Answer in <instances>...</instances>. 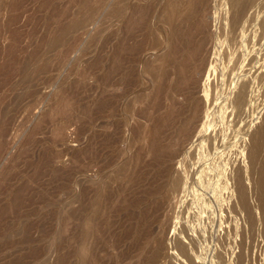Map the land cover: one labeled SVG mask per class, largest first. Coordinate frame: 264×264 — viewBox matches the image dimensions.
<instances>
[{
    "label": "rangeland",
    "instance_id": "1",
    "mask_svg": "<svg viewBox=\"0 0 264 264\" xmlns=\"http://www.w3.org/2000/svg\"><path fill=\"white\" fill-rule=\"evenodd\" d=\"M175 1L131 0L146 17L128 40L123 0H0V264H79L80 250L101 264H264L248 159L264 117V0L236 27L228 0H187V35L199 46L187 71L199 75L187 72L176 91L178 118L167 97L176 71L166 64L152 80L142 66L159 67L165 49L150 42L170 39ZM133 41L143 51L128 66ZM164 114L186 120L187 139L151 159L146 129L136 128Z\"/></svg>",
    "mask_w": 264,
    "mask_h": 264
},
{
    "label": "bare ground",
    "instance_id": "2",
    "mask_svg": "<svg viewBox=\"0 0 264 264\" xmlns=\"http://www.w3.org/2000/svg\"><path fill=\"white\" fill-rule=\"evenodd\" d=\"M131 0H123V6H124V8H126V9H129L130 10V12L132 13V15L131 14H129V15H131V16H129V17H127V16H125V18H126V20L124 21L125 22V30H127V33L128 34H125V35H127V38L126 39H128L129 37H132L136 32H140V30L144 27V23H141L144 19V16H145V14H146V12L144 13V11L142 10V9H144V8H141V7H139L136 3H135V5H130L129 4V2H130ZM159 1V0H158ZM173 2H174V0H172ZM176 1H178V0H176ZM176 1H175V3H176ZM253 1H255V0H228V7L230 8V10H231V19H230V24L233 26V27H236V26H238L239 24H240V22L242 21V19H243V17L245 16V13L247 12V10L252 6V3H253ZM137 2V1H136ZM140 2V1H139ZM138 2V3H139ZM179 2H181V1H178L176 4L178 5L179 4ZM131 3V2H130ZM170 3V2H169ZM171 4V3H170ZM175 5V4H174ZM86 6H88V5H86ZM140 6H142V5H140ZM168 6H170L169 4H167V8H168V10H166L167 11V17H168V25H169V27L171 26L172 28H173V30H170L171 31V33H170V31H169V37H170V39H169V37H168V39L169 40H167L166 41V39H165V41H163V42H158L155 38H153L152 39V41L150 42L151 44H150V48H149V50H159V51H161L162 49L164 50L165 49V52H163V54L162 55H160V56H158V60H159V63H160V61H163V62H161L160 64L158 63V65H159V67L157 68V66L155 67V64L153 65V66H151L152 64H150V66L152 67H150L149 66V64L147 63V62H143L144 64H142V66H143V71L144 72H146V73H149L150 75L152 74V80H154L155 78H154V76H155V72H157V70H159V68L160 67H164L166 64L167 65H171V68L170 69H172V70H175V71H173V73L175 72V74H177V77H176V79H174L175 78V76L173 77V75H172V77H173V80H176V82H174V84L172 83L173 81L169 78L168 79V81H169V84H170V82L172 83L171 85V87L168 89V93H167V97L170 95V97H168L169 98V101H171V108H169L172 112H173V114L174 115H176V117H177V115H178V117H180L179 116V114H180V107H179V105L178 104H176V101L177 100H180V98L183 96H177L178 95V92L180 91L178 88H180L181 86H185V83H187V72H189V77H191L192 78V76H190V75H193V74H190L191 72H193V71H187L188 70V68H187V62H188V64L189 65H191L192 66V63L194 62L195 63V58L198 56V52H199V46H198V43H196V41L195 42H193L192 41V39H191V36H190V38H188L189 36L187 35V0H182V2H181V5L180 6H173L172 7V5L170 6V7H168ZM84 7V6H83ZM134 7V8H133ZM85 8V7H84ZM166 8V7H165ZM87 10V9H86ZM146 17V16H145ZM166 19V18H165ZM63 27V26H62ZM203 27V26H202ZM172 28H170V29H172ZM60 31V30H59ZM63 34V33H62ZM137 34V33H136ZM172 34V35H171ZM189 34V33H188ZM192 34V33H191ZM195 34V33H194ZM130 39V38H129ZM128 39V40H129ZM194 39V38H193ZM128 40H126V42H128ZM195 40V39H194ZM201 40V39H200ZM198 41V40H197ZM134 42V41H133ZM133 42H132V45H133ZM138 42V41H137ZM136 43L134 42V45H135ZM143 43L142 42H138V44H136L135 46H134V48H131V47H129V44H126V45H128V46H126V52H129V53H126L127 54V57L125 56L124 58H126V59H123L124 61L125 60H127V61H125L124 62V64L126 63L127 65L129 64V63H131V57L134 55L133 54V52L137 55H141V52L143 51V48H142V45ZM200 44V43H199ZM125 47V46H124ZM124 47H122V48H124ZM201 47V46H200ZM130 48V49H129ZM162 50V51H163ZM122 51H124L123 49H122ZM158 51V52H159ZM122 53H124V52H122ZM187 53L189 54L188 55V57H187ZM125 54V53H124ZM199 55H200V53H199ZM157 58V57H156ZM155 58V59H156ZM140 59L141 58H138V64L139 65H141V61H140ZM199 59V58H198ZM158 60H157V62H158ZM145 61V60H144ZM156 60H154V62H155ZM198 61V60H197ZM156 63V62H155ZM170 63V64H169ZM193 63V64H194ZM197 63V62H196ZM27 64V63H26ZM157 64V63H156ZM131 65V64H130ZM195 66H196V64H194ZM193 65V67H195ZM129 66V65H128ZM25 67V66H24ZM43 67V66H42ZM153 67H155V69H153ZM166 67H168V66H166ZM157 68V69H156ZM165 68V67H164ZM169 68V67H168ZM168 68H166V69H163V70H167ZM192 68V67H191ZM41 69V68H40ZM130 69H131V67H130ZM130 69H125V72L123 73V77H122V83H123V85L125 86V87H128L130 84V82H128V79H127V77L131 74V72H130ZM161 69V68H160ZM190 69V68H189ZM197 69V68H196ZM26 70V69H25ZM169 70V69H168ZM197 71H198V69H197ZM27 72V71H26ZM159 72V71H158ZM161 72V71H160ZM160 72H159V74H160ZM168 72H170V71H168ZM172 72V71H171ZM170 72V73H171ZM194 72H196V71H194ZM132 73H133V71H132ZM136 73V72H135ZM134 73V74H135ZM163 72H161V77L163 78V74H166V73H163ZM170 73H168V74H166V78H167V76H169L170 75ZM197 73V77H198V72H196ZM200 73V72H199ZM153 74H154V76H153ZM158 74V75H159ZM108 75V74H107ZM195 75V74H194ZM29 76V75H28ZM133 76V75H132ZM136 76V75H135ZM30 77V76H29ZM33 77V76H32ZM108 77V76H107ZM164 77V78H165ZM171 77V78H172ZM196 77V78H197ZM201 77V76H200ZM199 77V78H200ZM25 78H27V77H25ZM110 78V77H109ZM108 78V79H109ZM195 78V77H194ZM193 78V79H194ZM31 79V78H30ZM108 79H106V80H108ZM132 79V78H131ZM158 79H161L160 77L158 78ZM157 79V80H158ZM192 79V80H193ZM112 80V79H111ZM156 80V79H155ZM163 80H165V79H163ZM162 80V81H163ZM171 80V81H170ZM162 81H160V83H163ZM195 81V80H194ZM197 81V80H196ZM199 81V80H198ZM197 81V82H198ZM153 82H155V81H153ZM158 82V81H157ZM166 82H167V79H166ZM191 82V81H190ZM17 83V82H16ZM113 84V83H112ZM116 84V83H115ZM114 84V85H115ZM165 84V83H164ZM169 84H168V82H167V84H166V86L168 85L169 86ZM184 84V85H183ZM194 84V83H193ZM111 85V84H110ZM109 85V86H110ZM108 86V88L109 89H113V87L114 86H112V88H110ZM160 86L161 85H159V89H160ZM162 86H164V85H162ZM161 86V87H162ZM168 86H167V88H168ZM116 87V86H115ZM182 87V88H183ZM186 87V86H185ZM14 88V87H13ZM118 88H119V86H118ZM108 89V90H109ZM115 89V88H114ZM155 89H158V88H155ZM158 89V91H160ZM181 89V88H180ZM185 90H186V88H184ZM11 90V89H10ZM13 90V89H12ZM11 90V91H12ZM20 90V89H19ZM116 90H117V88H116ZM115 90V91H116ZM162 90V89H161ZM166 90V89H165ZM179 90V91H178ZM184 90V91H185ZM164 91V90H163ZM176 91H177V95H176ZM184 91H181V92H183V93H185ZM187 91V90H186ZM34 92V91H33ZM154 92H156L157 93V91H154ZM162 92V91H161ZM180 92V93H181ZM37 93V92H36ZM156 93H154V94H156ZM160 93V92H159ZM158 93V94H159ZM162 93H166V92H162ZM179 93V94H180ZM186 94V93H185ZM184 94V95H185ZM159 96V95H158ZM158 96H156V97H158ZM161 96V95H160ZM185 96H187V95H185ZM162 97V96H161ZM164 98H166V96H163V99ZM185 98V97H184ZM159 100H160V97L158 98ZM163 99H161L162 100V102H163ZM158 100V102H160ZM182 100V99H181ZM184 100V99H183ZM12 101V100H11ZM166 102H168L167 101V98H166V100H165ZM165 102V103H166ZM161 103V102H160ZM159 103V104H160ZM165 103H164V105H165ZM169 103V102H168ZM167 103V104H168ZM163 104V103H162ZM180 104V103H179ZM184 104V103H183ZM98 105V104H97ZM153 105H155V104H153ZM156 105L158 106V103H156ZM155 105V106H156ZM181 105V104H180ZM159 106H161V105H159ZM167 108H168V105H165ZM182 107H184V106H182L181 105V108ZM159 108V107H158ZM153 109V108H152ZM157 109V108H156ZM166 109V108H165ZM184 109H186L185 107H184ZM195 109H199L198 107L197 108H195ZM195 109H193V110H195ZM2 110V109H1ZM15 110V109H14ZM167 110V109H166ZM169 110V112H171ZM184 111V110H183ZM197 111V110H196ZM2 112V111H1ZM166 112V111H165ZM199 112V111H198ZM198 112H195V113H197L198 114ZM184 113H185V111H184ZM194 113V112H193ZM165 114H167V112L165 113ZM165 114H164V116H165ZM158 115V114H157ZM157 115H155V116H157ZM163 115V114H162ZM170 115H171V113H170ZM181 115H182V113H181ZM184 116H185V114H183ZM182 115V116H183ZM187 115V114H186ZM195 115V114H194ZM166 116H169V115H166ZM165 116V117H166ZM182 117V120H184V118L185 117ZM160 117V115H159V117H155V118H151V121H150V124L147 126V127H139V126H137V128L136 129H138V130H140V131H143V129H146L145 131L147 132V134H148V142H147V145H148V152H150L149 154H151V159L153 158V159H155V158H158L159 156H161L167 149H169L170 147H174V146H178V144H180L181 142L183 143V140H186L187 139V125H188V123L186 122V120L184 121V122H181V124H180V121H177V123L175 124V122L174 123H172L173 122V120H174V118H175V116L173 117V118H169L168 119V117ZM177 117V118H178ZM45 118V117H44ZM187 118V117H186ZM3 120V119H2ZM178 120V119H177ZM175 121V120H174ZM178 122H179V126L177 125L178 124ZM176 125V126H175ZM1 126V125H0ZM41 126V125H40ZM178 126V127H177ZM253 134L251 135V137H250V139H251V141L249 142V156H248V159H249V162H250V166H251V174H252V180H251V182H252V184H253V186H254V190H255V195H257V197L259 198H257L258 200H259V202H258V204H259V208L261 209V213H262V215H261V217H262V219H263V221L261 220V223L263 222V225H264V117H262L261 118V123L259 124V126L255 129V130H253V132H252ZM0 134L2 135V134H4L3 133V131L2 132H0ZM5 134H6V132H5ZM61 134V133H60ZM33 135H34V132H32L28 137H29V139H31V137L33 138ZM2 137V136H1ZM61 137V136H60ZM164 139H168V142L165 144L164 143ZM184 142H186V141H184ZM185 144V143H184ZM4 145V144H3ZM181 145V144H180ZM2 152V151H1ZM97 154V153H96ZM147 154V153H146ZM99 155L97 154V156H95L94 157V162H96V161H101V163L102 162H104L103 163V167H104V165L108 162V164L110 163V160H108V155H106V158H105V156H103V159H104V161L103 160H98L99 159ZM110 159V158H109ZM1 160V159H0ZM35 161V160H34ZM106 162V163H105ZM141 162V161H140ZM145 162V161H144ZM149 162V161H148ZM96 164H99V163H96ZM12 165V164H11ZM100 168V167H99ZM57 171V170H56ZM18 179V178H17ZM6 180H7V178H6ZM8 181V180H7ZM134 182V181H133ZM175 184V185H174ZM173 185H171V187H169V191H171V190H174V189H176V183H174ZM136 186V185H135ZM139 187V186H138ZM133 188H134V186H133ZM174 188V189H173ZM151 191V190H150ZM148 192V191H147ZM241 192H243V188H242V191ZM134 193V192H133ZM137 193V192H136ZM240 193V192H239ZM241 194V193H240ZM243 194V193H242ZM241 194V195H242ZM32 195V194H31ZM239 196V198H242L243 197V195L242 196ZM133 197H135V196H133ZM137 197V196H136ZM20 198V197H19ZM16 200H14V204H16L17 203V201H18V199L17 198H15ZM131 199V198H130ZM136 199V198H135ZM134 199V201L133 202H135V203H138L139 201H141V200H139L138 202L136 201ZM140 199V198H139ZM13 200V199H12ZM22 200V199H21ZM102 200H103V198H102V195H100V193L99 192H97V193H95L94 194V196H93V198H92V205H91V214H92V218H91V222L90 223H92L93 221H94V216H93V213H95V212H97V210L98 209H100L101 208V203H102ZM123 202V201H122ZM125 202V201H124ZM131 202H132V200H131ZM130 202V203H131ZM20 203V202H19ZM31 203V202H30ZM135 203H134V206H136L135 205ZM129 204V203H128ZM83 205V204H82ZM14 206V205H13ZM243 206V205H242ZM244 207H247V206H244ZM251 210V209H250ZM12 211V210H11ZM73 211V210H72ZM145 214V213H144ZM143 214V215H144ZM146 216V215H145ZM1 219V218H0ZM144 219H145V217H144ZM254 219V218H253ZM254 220H256V219H254ZM253 220V221H254ZM250 223L253 225V221H252V218L250 219ZM101 223V222H100ZM256 223V224H255ZM254 224L255 225H253V226H256L257 225V221H254ZM99 232V231H98ZM97 232V233H98ZM26 235V234H25ZM24 235V236H25ZM100 235V234H99ZM143 235V234H142ZM145 235H147V233L145 234ZM98 236V235H97ZM27 237V236H26ZM141 237V236H140ZM146 237V236H145ZM144 236L142 237V238H145ZM28 238V237H27ZM142 238H140V239H142ZM26 239V238H25ZM148 239V238H147ZM174 242V241H173ZM22 243V242H21ZM228 244V243H227ZM174 245V244H173ZM227 248V247H226ZM35 251V250H34ZM38 250H36L35 252L36 253H38L39 254V252H37ZM44 252V251H43ZM79 252V251H78ZM12 254V253H11ZM35 253H33V255H34ZM61 255V254H60ZM35 256H37V255H35ZM34 256V257H35ZM34 257H32V258H34ZM64 258V257H63ZM19 257H13V258H11V259H7V261H4V260H6V259H3L2 261H1V263L2 264H17L18 262H19ZM78 262H79V264H101L100 263V260L98 259V257H97V255L94 253V252H91L90 254H86L83 250H80V253H78ZM22 260V259H21ZM62 258L60 257V256H57V258H56V264H61L62 263ZM238 261H240V260H238ZM7 262H9V263H7ZM45 261H41V262H39V264H45L44 263ZM240 263H242V261H240ZM239 263V264H240ZM19 264V263H18Z\"/></svg>",
    "mask_w": 264,
    "mask_h": 264
}]
</instances>
